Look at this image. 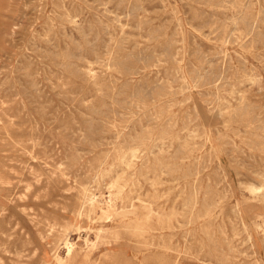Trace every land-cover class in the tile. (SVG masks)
I'll use <instances>...</instances> for the list:
<instances>
[{"label":"rangeland","instance_id":"1","mask_svg":"<svg viewBox=\"0 0 264 264\" xmlns=\"http://www.w3.org/2000/svg\"><path fill=\"white\" fill-rule=\"evenodd\" d=\"M82 206L70 264H264V0H0V264Z\"/></svg>","mask_w":264,"mask_h":264},{"label":"bare ground","instance_id":"2","mask_svg":"<svg viewBox=\"0 0 264 264\" xmlns=\"http://www.w3.org/2000/svg\"><path fill=\"white\" fill-rule=\"evenodd\" d=\"M181 67V66H180ZM181 74H183V73H181ZM184 75V74H183ZM182 75V76H183ZM181 76V78H185V76H183L182 77ZM198 77H200V76H198ZM197 77V78H198ZM201 79V78H200ZM199 79V80H200ZM158 87V86H157ZM165 87V86H164ZM167 87V86H166ZM159 88V87H158ZM168 88V87H167ZM170 89V88H169ZM153 90V89H152ZM155 91H156V89H154ZM161 90V89H160ZM169 91V90H168ZM155 93V92H154ZM157 93V92H156ZM155 93V94H156ZM162 93H163V91H162ZM165 93V92H164ZM152 94V93H151ZM157 95V94H156ZM152 96H154V94L152 95ZM158 96H159V94H158ZM162 96V95H161ZM154 98V97H153ZM157 98V97H156ZM160 98V97H159ZM162 99L164 98V94H163V97H161ZM157 101V100H156ZM143 104H145V102H143ZM143 104H141V105H143ZM148 104H150V103H148ZM144 106H146V105H144ZM143 106V107H144ZM165 107V106H164ZM195 107V106H194ZM166 108V107H165ZM193 110H194V108H193ZM195 112H196V110H195ZM8 121V120H7ZM166 126V125H165ZM164 127V126H163ZM162 128V127H161ZM167 128H169V127H167ZM161 130H163V129H161ZM165 131H163L162 133H164ZM166 133H167V131H166ZM137 135V134H136ZM171 135V134H170ZM140 136V135H139ZM159 136H161L160 135V133H159ZM204 136V135H203ZM143 137H145V136H143ZM162 137V136H161ZM135 138H136V136H135ZM151 138V137H150ZM142 139V138H141ZM135 140V139H134ZM143 140H141L140 142H142ZM145 141V140H144ZM150 141V140H149ZM156 142V141H155ZM188 142V141H187ZM186 142V143H187ZM137 144V143H136ZM194 145V144H193ZM195 146V145H194ZM262 146V145H261ZM132 147V146H131ZM133 147H135V145H133ZM179 147H181V146H179ZM148 148V147H147ZM202 149V148H201ZM162 150H164V149H162ZM170 150V149H169ZM176 150V149H175ZM184 150V149H183ZM215 150V149H214ZM161 151V150H160ZM181 151H182V149H181ZM211 151V150H210ZM191 152V151H190ZM213 152H215V151H213ZM166 154V153H165ZM189 154V153H188ZM154 155V154H153ZM152 155V156H153ZM162 155V154H161ZM183 155V154H182ZM206 155V154H205ZM132 158V157H131ZM130 158V159H131ZM146 158V157H145ZM156 158V157H155ZM197 157H195V159H196ZM181 159V158H180ZM190 159V158H189ZM194 159V158H193ZM136 160V159H135ZM158 160V159H157ZM165 160V159H164ZM147 161V160H146ZM186 161V160H185ZM181 162V161H180ZM196 162V161H195ZM128 163V162H127ZM133 163V162H132ZM164 163V162H163ZM198 163V162H197ZM103 164V163H102ZM131 164V163H130ZM146 164V163H145ZM154 165V164H153ZM159 165V164H158ZM186 165V164H185ZM192 165V164H191ZM194 165V164H193ZM198 165V164H197ZM130 167V166H129ZM128 167V168H129ZM142 167V166H141ZM162 167V166H161ZM165 167V166H164ZM135 168V167H134ZM154 168V167H153ZM187 168V167H186ZM185 168V169H186ZM197 168V167H196ZM147 169V168H146ZM184 169V170H185ZM194 169V168H193ZM135 171V170H134ZM140 171V170H139ZM139 171H137V172H139ZM148 171V170H147ZM192 171V170H191ZM178 172V171H177ZM188 172V171H187ZM11 173V172H10ZM141 173V172H140ZM130 174V173H129ZM148 174V173H147ZM197 174H198V172H197ZM119 175H122V172H121V174H119ZM124 175H125V173H124ZM135 175V174H134ZM143 175V174H142ZM188 175V174H187ZM118 177V176H117ZM125 177V176H124ZM124 177H122V178H124ZM182 177H183V175H182ZM113 179V178H112ZM127 179V178H126ZM137 179V178H136ZM120 180V179H119ZM116 181H117V179H116ZM129 181V180H128ZM136 181V180H135ZM121 182V181H120ZM122 182H124V181H122ZM132 182H134V181H132ZM195 182V181H194ZM112 183H115V182H112ZM116 183H118V182H116ZM131 184V183H130ZM119 184H117L116 185V187L118 186ZM138 185V184H137ZM190 185V184H189ZM140 186V185H139ZM199 186V185H198ZM120 187V186H119ZM119 187L118 188H115V189H119ZM124 187V186H123ZM129 187H131V185L129 186ZM109 188H110V185H109ZM109 188H108V190H109ZM139 189V188H138ZM199 189V188H198ZM193 190V189H192ZM134 191V190H133ZM136 191H137V189H136ZM135 191V192H136ZM155 191V190H154ZM110 194H111V192H110ZM131 194H132V192H131ZM192 194H193V192H192ZM130 195V194H129ZM90 196V195H89ZM111 196V195H110ZM157 196V195H156ZM109 197V196H108ZM122 197V196H121ZM144 197V196H143ZM143 197H142V199H143ZM146 197V196H145ZM189 197V196H188ZM187 197V198H188ZM218 197H219V195H218ZM120 198V197H119ZM138 198V197H137ZM195 198V197H194ZM107 199V198H106ZM112 199V198H111ZM132 199H133V197H132ZM141 199V200H142ZM148 199H150V198H148ZM191 199V198H190ZM130 200V199H129ZM135 200V199H134ZM140 200V204H141V201ZM187 200V199H186ZM210 199H208V201H209ZM97 200H96V195H91L90 197H89V199H88V202H89V205H90V208L92 209V207H93V205H94V203L96 202ZM113 201V200H112ZM111 201V202H112ZM147 201V200H146ZM152 201V200H151ZM151 201H149V203L151 202ZM197 201V200H196ZM118 202V201H117ZM145 202V201H144ZM144 202H142V204H144ZM155 202V201H154ZM193 202H194V200H193ZM108 203V202H107ZM113 203V202H112ZM124 203H126V202H124ZM135 203V202H134ZM138 203V202H137ZM156 203V202H155ZM213 203V202H212ZM105 204V203H104ZM139 203H138V205H140ZM141 204V205H142ZM146 204V203H145ZM185 204V203H184ZM191 204H193V203H191ZM190 204V205H191ZM218 204H220V203H218ZM108 205H110V204H108ZM124 205V204H123ZM130 205V204H129ZM135 205V204H134ZM147 205V204H146ZM201 205H203V204H201ZM238 205V204H237ZM113 206V205H112ZM69 207V206H68ZM116 207V206H115ZM114 207V208H115ZM144 207V206H143ZM202 207V206H201ZM207 207V206H206ZM67 208V207H66ZM113 208V209H114ZM127 208V207H126ZM133 208V207H132ZM137 208V207H136ZM136 208H134V209H136ZM154 208V207H153ZM159 208V207H158ZM190 208H191V206H190ZM71 209H72V207H71ZM105 209H108V208H105ZM123 209V208H122ZM152 209V208H151ZM150 209V210H151ZM169 209V208H168ZM209 209V208H208ZM83 210H84V208H83V206L81 207V208H79L78 210H73V211H71V213H72V215H74V221L72 222V223H63V224H61V225H59L58 226V229H57V233L55 234V238H56V241H55V243L53 244V247L51 246L50 247V249L48 250L45 246L43 247V248H40V249H37L36 248V254H33V256L35 255V257H37L38 258V262H37V264H52V262L54 263V264H70L71 262H73L77 257H78V255H79V251L77 250V245L75 244V242H71V241H69L68 240V238H67V233L69 232V231H80L81 229H82V226H81V224H80V221H79V219H81V217L83 216ZM101 210V209H100ZM104 210V209H103ZM103 210H101V211H103ZM126 210V209H125ZM128 210V209H127ZM126 210V211H127ZM133 210V209H132ZM173 210H174V208H173ZM201 210V209H200ZM210 210V209H209ZM69 211H70V209H69ZM135 211V210H134ZM165 211V210H164ZM163 211V212H164ZM177 211V210H176ZM105 212H107V210L105 211ZM120 212V211H119ZM136 212V211H135ZM165 212H167V211H165ZM172 212V211H171ZM202 212V211H201ZM204 212V211H203ZM90 213H94V211L93 210H91V212ZM115 213V212H114ZM134 213V212H133ZM197 213V212H196ZM212 213V212H211ZM96 214V216H98V219H103V217H102V214L101 213H95ZM105 214V213H104ZM124 214H125V212H124ZM128 214V213H127ZM130 214V213H129ZM167 214V213H166ZM192 214V213H191ZM201 214V213H200ZM152 215V214H151ZM207 215V214H206ZM109 216V215H108ZM116 216V215H115ZM135 216V215H134ZM202 216H204V215H202ZM208 216V215H207ZM151 217V216H150ZM173 217V216H172ZM219 217V216H218ZM34 218H36V217H34ZM147 218V217H146ZM149 218V217H148ZM161 218V217H160ZM166 218V217H165ZM192 218V217H191ZM32 219H33V217H32ZM54 219V218H53ZM141 220H142V218H141ZM146 220H148V219H146ZM204 220V219H203ZM195 221L196 220H194V223H195ZM107 222V221H106ZM149 222V221H148ZM152 222V221H151ZM160 222V221H159ZM212 222V221H211ZM215 222V221H214ZM49 223V222H48ZM137 223V222H136ZM173 223V222H172ZM208 223V222H207ZM129 224H130V222H129ZM128 223H127V226L129 225ZM146 224H148V223H146ZM145 224V225H146ZM163 224V223H162ZM50 225H51V223H50ZM125 225V224H124ZM132 225V224H131ZM153 225V224H152ZM156 225H158V224H156ZM201 225V224H200ZM135 226V225H134ZM133 226V227H134ZM169 226V225H168ZM190 226V225H189ZM204 226V225H203ZM207 226H209V225H207ZM49 227V226H48ZM126 227V226H125ZM129 227V226H128ZM140 227H141V225H140ZM147 227V226H146ZM145 227V228H146ZM149 227V226H148ZM151 227H153V226H151ZM54 228V227H53ZM131 228H132V226H131ZM144 228V227H143ZM166 228V227H165ZM173 228V227H172ZM180 228V227H179ZM206 228V227H205ZM219 228V227H218ZM134 229V228H133ZM146 229H148V228H146ZM162 229V228H161ZM167 229V228H166ZM203 229V228H202ZM220 229V228H219ZM46 230V229H45ZM150 230H151V228H150ZM190 230V229H189ZM208 230V229H207ZM51 231V230H50ZM101 231V230H100ZM137 231V230H136ZM52 232V231H51ZM222 232V231H221ZM138 233H142V232H138ZM146 233V232H145ZM50 234V233H49ZM115 235V234H114ZM168 235V234H167ZM112 236V235H111ZM97 237H98V234H95V238L97 239ZM118 237H119V235H118ZM155 237V236H154ZM173 237V236H172ZM213 238V237H212ZM149 239V238H148ZM156 239V238H155ZM208 239V238H207ZM170 240V239H169ZM216 240V239H215ZM58 241H61V242H58ZM171 241V240H170ZM209 241V240H208ZM83 242L86 244V246H89L91 249H93L94 247H95V241H91L90 239H88V236L87 237H84L83 238ZM159 244V243H158ZM171 244V243H170ZM175 244V243H174ZM60 245H62V248H64L65 249V251H66V254L65 255H62L61 253H60V250H61V247H60ZM160 246V245H159ZM166 246V245H165ZM162 247V246H161ZM164 249V248H163ZM177 249H178V247H177ZM166 250V249H165ZM177 251V250H176ZM90 252H91V250H88V251H86L85 252V254L83 255V257H82V259H81V264H85V263H88V264H93L92 262H91V260H89V257H90ZM111 252V251H110ZM227 255H229V254H227ZM226 257H229V256H226ZM48 258H51V261H47V259ZM89 261V262H88ZM224 261H226V258H225V260ZM2 262V261H1ZM51 262V263H50ZM173 262V261H172Z\"/></svg>","mask_w":264,"mask_h":264}]
</instances>
